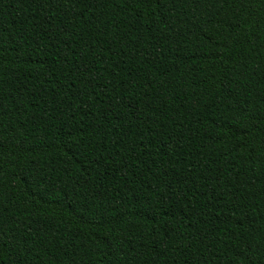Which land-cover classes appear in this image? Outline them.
I'll return each instance as SVG.
<instances>
[{
    "label": "trees",
    "instance_id": "16d2710c",
    "mask_svg": "<svg viewBox=\"0 0 264 264\" xmlns=\"http://www.w3.org/2000/svg\"><path fill=\"white\" fill-rule=\"evenodd\" d=\"M0 264H264V0H0Z\"/></svg>",
    "mask_w": 264,
    "mask_h": 264
}]
</instances>
